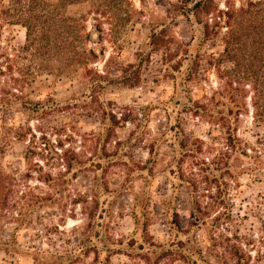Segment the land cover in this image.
Listing matches in <instances>:
<instances>
[{
	"label": "rangeland",
	"instance_id": "374dc122",
	"mask_svg": "<svg viewBox=\"0 0 264 264\" xmlns=\"http://www.w3.org/2000/svg\"><path fill=\"white\" fill-rule=\"evenodd\" d=\"M198 1L131 0L133 9L121 5L132 17L125 26L89 16V47L104 51L92 73L39 83L58 51L29 52L18 60L39 77L22 99L8 94L19 67L0 59V95L16 109L6 127L0 111V146L10 144L0 166L23 178L12 201L37 205L23 223L18 211L0 213V264H231L240 247L264 264V153H227L222 130L195 114L226 83L205 59L223 52L227 30L206 43L204 23L241 0H213L203 24ZM5 19L0 53L27 57L25 28ZM96 72L105 80L91 93ZM246 91L239 136L260 150Z\"/></svg>",
	"mask_w": 264,
	"mask_h": 264
},
{
	"label": "trees",
	"instance_id": "16d2710c",
	"mask_svg": "<svg viewBox=\"0 0 264 264\" xmlns=\"http://www.w3.org/2000/svg\"><path fill=\"white\" fill-rule=\"evenodd\" d=\"M50 1H56L58 4L48 16V7L54 6ZM122 4L130 9L134 8L131 0H0V17L2 18L4 15L9 24L21 25L26 30L24 50L28 53L27 57L19 55L11 57L8 54L0 53V59L5 57L10 62L7 67L8 71H12L14 67H19L18 70H20L18 73L21 78L12 77L10 86L19 94L11 91L8 93L9 96L15 100L22 99L28 87L37 82L39 75L35 76L29 69L25 70V65L23 66L21 62L29 59V52H38L42 48H48L49 52H54L57 49L58 52L50 54L46 69L47 77L44 80H39V83L49 80L58 83L66 80L69 78L71 70L78 74L81 73L83 77L87 78L93 71L91 65L104 55V51L97 53L95 48L89 47L93 43L94 35L88 31L86 25L88 17L95 15L112 20L115 15L117 22L125 26L132 17L129 9H123ZM212 4L213 0L195 3L193 15L199 24H203L200 21L201 14L208 16L213 12ZM72 6H78L81 9L79 16L67 15L68 9ZM58 8L63 10V16L60 19H57L58 13H54ZM113 10L116 13H112ZM100 26L97 25L96 29L99 28L97 29L98 40L101 42L103 30ZM203 27L206 43L217 37L223 28L227 30L221 40L223 52L219 55L206 54L205 59V70L207 67H214L218 77L226 79V83L223 89L207 98L206 103L199 106L202 111L195 114L222 130L227 140L225 145L227 153L238 154V151L241 150L247 157L249 156L247 151L256 154L264 153V0H241L239 8L227 6L226 11H218L214 24L210 25L209 22H205ZM54 40H59V42ZM71 47H74V58L70 57ZM202 59L200 54L196 55L194 64L197 69ZM3 74L4 72L0 68V77ZM94 75V79L86 83L91 93H95L97 85L101 86L105 80V77L97 72ZM247 86L251 88L253 123L262 132V134H257L259 137L257 144L262 148L260 150L256 146L252 147L249 143L244 144L239 136L241 116L247 111ZM12 106V99L7 100L0 95V111L3 116L1 121L5 127L9 124L7 121L9 112L16 111ZM16 137L19 138L20 135H16ZM10 138L9 142L11 143L15 138L13 136ZM9 146V143L0 146V160L5 156ZM22 180L23 178L18 174L5 173L0 166V213L18 211L14 215L17 223H23L37 207V205L31 206L29 203L19 205V201H12V197L18 194L16 188ZM228 259L231 260V264H252L250 255L241 247L234 253H228Z\"/></svg>",
	"mask_w": 264,
	"mask_h": 264
}]
</instances>
